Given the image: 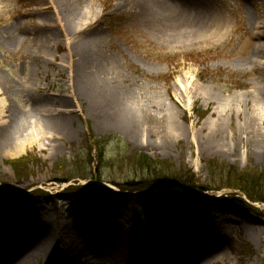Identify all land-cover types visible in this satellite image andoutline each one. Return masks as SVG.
I'll return each mask as SVG.
<instances>
[{"label":"rangeland","instance_id":"1","mask_svg":"<svg viewBox=\"0 0 264 264\" xmlns=\"http://www.w3.org/2000/svg\"><path fill=\"white\" fill-rule=\"evenodd\" d=\"M205 1L213 25L197 31L190 30L191 14L169 0H0V131L20 117L21 125L32 119L18 144L0 148V210L20 209L34 222L50 212L53 233L75 222L93 228L99 220L137 232L154 222H196L200 229L184 247L187 253L221 244L230 256L212 264H264V204L252 203L262 215L235 203L224 210L209 206L233 194L244 198L239 191L167 187L137 197L136 206L137 199L109 183L76 178L85 175L54 182L74 167L90 173L92 161L95 170L96 152L84 150L90 133L111 139L103 149L113 163L101 170L119 184L131 178L139 153L171 162L204 187L210 185L207 162L264 171V115L253 110V96L264 89V0ZM143 8L163 26H150ZM81 43L92 54L89 74L135 102L137 123H107L102 109L110 111L109 103L82 93L101 88L93 77H80ZM200 86L214 95L202 97ZM36 120L57 122L65 133ZM17 161H25L18 167L21 177L13 167ZM69 184L74 187L67 194ZM86 193L91 196L83 201ZM143 253L134 251L132 264H142ZM151 255H145L150 264ZM66 256L61 252L56 260ZM190 256L169 264H185ZM69 257L68 264L86 261Z\"/></svg>","mask_w":264,"mask_h":264},{"label":"bare ground","instance_id":"2","mask_svg":"<svg viewBox=\"0 0 264 264\" xmlns=\"http://www.w3.org/2000/svg\"><path fill=\"white\" fill-rule=\"evenodd\" d=\"M179 3V9L187 11L192 16V26L190 30L196 29L203 31L211 28L213 25L211 8L205 0H169ZM146 7V5H145ZM143 18L148 20L150 26H163L150 10L143 8ZM166 29H161V33H165ZM82 44V43H81ZM82 63L80 75L92 79L96 87L101 88L100 91L87 90L80 82L81 91L85 96L93 95L94 98H101L108 102L110 111L108 112L106 121L109 124L118 123V118L129 120L137 123L139 109L136 108L134 101L126 100L118 96L107 82L98 81V77L89 74V70L93 68L91 61V52L88 46L82 44ZM256 60H254L255 62ZM93 65V66H92ZM80 78V80H81ZM90 87V82L87 84ZM95 87V88H96ZM92 90V91H91ZM197 93L202 97L212 96L210 90L206 87H198ZM253 110L257 116L264 115V89L256 92L253 96ZM111 104V105H110ZM20 117L18 120L10 123L0 131V148L4 143L18 144V138L23 132V128L29 125L32 119L26 120ZM151 119L148 117V120ZM37 125L50 129L59 134L65 133V128L55 126L57 122H41L34 121ZM106 123V124H107ZM20 135V136H19ZM8 147V146H7ZM37 222L24 215L20 210L10 207H2L0 210V264H33L32 259L36 257L38 264H68L72 260L70 255L85 258L83 264H132L134 251L144 249L143 263H147L146 253L154 256L151 258L152 264H169L170 261L176 259L177 256L188 257L185 264H212L220 255L229 257V253H225L222 245H212L199 250L186 252L184 247L192 245L197 238L200 229L196 222H154L141 229L139 232L131 228H123L118 223L98 221L96 227L88 228L84 222H75L74 225L63 227L57 233H53L49 222L52 219L50 212H44L39 215ZM193 245H196L193 243ZM63 252L67 256L58 262L59 254ZM186 252V253H185ZM185 253V255H183Z\"/></svg>","mask_w":264,"mask_h":264},{"label":"trees","instance_id":"3","mask_svg":"<svg viewBox=\"0 0 264 264\" xmlns=\"http://www.w3.org/2000/svg\"><path fill=\"white\" fill-rule=\"evenodd\" d=\"M88 142H92L90 147H88L89 143L84 147V150L90 153L91 155L96 152L97 156V166L94 170L92 168L94 161L91 162L89 166V172L93 174L90 176V173H87V169L83 168H76L69 169L67 172L68 174L65 175L63 179L54 180V182H58L60 184L69 183L73 179L76 178L87 180V181H97L98 183H109L115 187H117L121 192H129L132 196L141 197L149 196V192L155 189H163V188H170L173 186H179L181 188L186 189V191H191L193 189L201 190L202 192L205 191H220L223 189H231L234 191H239L250 203H260L264 204V171L260 173L255 172L253 169H246L245 171H239V169L232 167L230 165L224 164L221 166H215L213 162H207V168L209 170V182L207 187L199 184V181L195 180V176H191L186 170L176 168L174 164L171 162H163V161H154L151 160L148 156L142 155L141 153L135 154L134 168L129 171L128 176L131 178L125 179L121 184L116 183L113 179H106L105 175L102 174V168H107V165L113 163V160H109L106 158L104 154V149L110 143L111 139L108 137L107 139H96L93 137V134L90 133L88 135ZM90 155V156H91ZM106 158V159H105ZM25 161H17L15 165H13L17 177H21L19 166H21ZM108 163V164H107ZM92 171L94 173H92ZM97 172L99 175H97ZM76 173V174H75ZM257 173V174H255ZM75 175L82 176L76 177ZM223 176L225 178L224 182L217 181L214 177ZM74 186H69L67 194H70V190L73 189ZM87 188V187H84ZM94 188L97 189L95 186ZM93 188V189H94ZM104 189V188H102ZM91 190V189H88ZM104 191H108L104 189ZM169 196L178 195V193H168ZM4 196V194L0 191V197ZM76 196V194H75ZM89 193L84 195L83 201ZM236 194L232 195V198H222L217 201L216 206L209 205L212 208H218L224 210L229 204L230 206L243 205L244 207L249 208L251 211L254 210V213L257 215H262L257 209H255L250 203L246 202L242 198L235 197ZM235 203V204H232ZM224 205V207H223Z\"/></svg>","mask_w":264,"mask_h":264}]
</instances>
